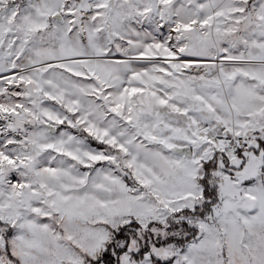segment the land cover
Returning a JSON list of instances; mask_svg holds the SVG:
<instances>
[{"label": "snow or ice", "instance_id": "6c2138e0", "mask_svg": "<svg viewBox=\"0 0 264 264\" xmlns=\"http://www.w3.org/2000/svg\"><path fill=\"white\" fill-rule=\"evenodd\" d=\"M0 264H264V0H0Z\"/></svg>", "mask_w": 264, "mask_h": 264}]
</instances>
